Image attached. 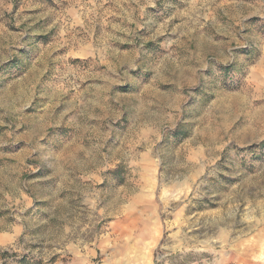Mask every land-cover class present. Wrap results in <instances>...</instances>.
<instances>
[{
	"label": "clouds",
	"instance_id": "1",
	"mask_svg": "<svg viewBox=\"0 0 264 264\" xmlns=\"http://www.w3.org/2000/svg\"><path fill=\"white\" fill-rule=\"evenodd\" d=\"M21 3L0 264H264V0Z\"/></svg>",
	"mask_w": 264,
	"mask_h": 264
},
{
	"label": "rangeland",
	"instance_id": "2",
	"mask_svg": "<svg viewBox=\"0 0 264 264\" xmlns=\"http://www.w3.org/2000/svg\"><path fill=\"white\" fill-rule=\"evenodd\" d=\"M34 2L42 4L43 0H34ZM67 2H68V0H65V7H67ZM47 4H48V6L54 7V5L52 4V0H47ZM21 7H22L21 0H14V9H20ZM41 10H42L41 8L26 9L24 14L34 16V15H38ZM59 11H60V9L57 8V12H59ZM112 11L115 12L117 10L112 9ZM77 15H79V12H76L74 10L73 19H75V16H77ZM81 18H83V17H81ZM109 20L112 23H118L119 22L118 16H115V17L109 16ZM49 22H51V21H49ZM12 30H14V29H12ZM73 35L75 36L76 40L82 39V36L80 33H75ZM96 35H98V33L94 30L93 38H95ZM0 39H2V37H0ZM49 42H52V41L50 40ZM77 47L83 48V47H85V45L82 43V44L78 45ZM73 50L74 49L66 48V49L61 50V54L67 55L68 51H73ZM77 59H78V57H77ZM72 60H73V58L69 57V61L71 62ZM23 67H24L23 63L21 61H19L18 58H13V60L9 61L6 65L3 66L2 71L7 73L8 78H11L12 76H14L16 74H19V72L23 70Z\"/></svg>",
	"mask_w": 264,
	"mask_h": 264
}]
</instances>
